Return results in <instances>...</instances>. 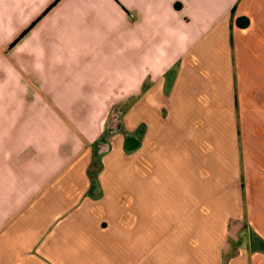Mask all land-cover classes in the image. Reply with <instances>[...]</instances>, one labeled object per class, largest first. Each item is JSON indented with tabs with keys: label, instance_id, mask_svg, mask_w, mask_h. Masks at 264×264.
Returning <instances> with one entry per match:
<instances>
[{
	"label": "crops",
	"instance_id": "obj_1",
	"mask_svg": "<svg viewBox=\"0 0 264 264\" xmlns=\"http://www.w3.org/2000/svg\"><path fill=\"white\" fill-rule=\"evenodd\" d=\"M0 264H264V0H0Z\"/></svg>",
	"mask_w": 264,
	"mask_h": 264
},
{
	"label": "rangeland",
	"instance_id": "obj_2",
	"mask_svg": "<svg viewBox=\"0 0 264 264\" xmlns=\"http://www.w3.org/2000/svg\"><path fill=\"white\" fill-rule=\"evenodd\" d=\"M132 101L133 100L131 98H127V99L123 100L114 109L110 110L108 121H107V124H106V127H105V132H104V135L102 137L103 142L99 143V147H100L99 150L103 149V147L106 146L105 142L106 143L110 142V139H111L113 134H116L118 132H120V133L123 132L122 119H123V116H124L125 112L127 111L128 107H129V105L131 104ZM144 124L146 126V129L150 125V123L147 122V120H144ZM96 150L98 152V149H96ZM97 152H95L96 156H98ZM93 165H98L99 166L100 165V159L97 160V158H93ZM119 177H120V180H121L120 182L123 184V186H129V184H131L134 181L133 177L131 176L129 171H127L125 169L120 171ZM238 201L239 200H234V205L232 206L235 216L238 215V212L240 210V208H239L240 205H239ZM247 202L251 204V208H250L251 217L254 218L256 216L258 200H243V209H244L245 212H247V207H248ZM246 215L247 214L245 213L244 214V219H245ZM252 221H253L252 223H254V224L257 223L256 218L254 220H252ZM228 223H230V220H229ZM233 228L236 229V230L239 229V228H242V229L240 230L238 236L232 237L229 240L230 244L234 243L236 245V244L241 242V244H240L241 247H247V246L251 247V245L259 246V244H258L259 237H257L258 236L257 232L255 231L254 235L250 234V232H249V231L252 232V229H253V225L251 223L249 224L246 220L244 222L243 221H234L233 222ZM247 229H249V231ZM240 234H241V236H240ZM255 235H257V236H255Z\"/></svg>",
	"mask_w": 264,
	"mask_h": 264
},
{
	"label": "trees",
	"instance_id": "obj_3",
	"mask_svg": "<svg viewBox=\"0 0 264 264\" xmlns=\"http://www.w3.org/2000/svg\"><path fill=\"white\" fill-rule=\"evenodd\" d=\"M237 23L239 24V25H242V23H241V19H238L237 20ZM244 25V24H243ZM129 146H130V141H129V139L127 138V145H126V148H127V150L129 149ZM95 158H97V160H99V158L96 156ZM99 167H100V165L98 166V165H93V161L91 162V165L89 166V171H90V174H91V177H93L95 174H96V172H97V170L99 169Z\"/></svg>",
	"mask_w": 264,
	"mask_h": 264
}]
</instances>
